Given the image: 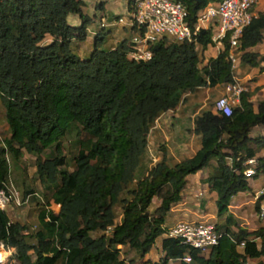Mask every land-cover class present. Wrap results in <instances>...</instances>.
<instances>
[{"label":"trees","instance_id":"16d2710c","mask_svg":"<svg viewBox=\"0 0 264 264\" xmlns=\"http://www.w3.org/2000/svg\"><path fill=\"white\" fill-rule=\"evenodd\" d=\"M179 1L192 25L198 9L219 0ZM81 3L0 0V101L9 132L0 144V182L8 174L7 153L14 158L22 150L32 153L38 179L51 187L46 202L58 204L56 211L41 206L30 232L0 209V243L13 248L12 264H123L118 244L146 252L164 231V215L179 199L185 175L211 158L215 165L205 181L216 192V215L222 217L214 223L220 232L217 243L204 256L166 235L161 238L160 264L184 254L190 261L182 264H249L248 258L264 255V225L247 230L228 211L231 195L248 187L245 161L264 146V134H249L252 126L264 123V93L255 109L252 91L241 89L228 115L210 108L201 111L193 120L199 135L194 153L169 163L162 152L130 186L155 116L174 107L185 90L234 81L227 36L220 39L222 49L202 66L197 65L195 43L201 48L213 43L211 30L202 27L192 41H152L147 59L126 57L125 39L114 48H99L106 32L99 28L92 49L80 57L70 42L84 38L90 21ZM68 13L77 14L80 23L70 24ZM263 29L264 12H257L238 39L240 61L254 65L264 59L245 49L262 38ZM70 128L78 135V147L74 167L66 170L60 167L64 157L59 137ZM50 145L55 154L40 159L39 153ZM255 160L249 176L264 172L262 157ZM153 195L159 203L149 210ZM262 198L264 192L254 200L256 211ZM115 204L120 208L118 222Z\"/></svg>","mask_w":264,"mask_h":264},{"label":"crops","instance_id":"0c3cea01","mask_svg":"<svg viewBox=\"0 0 264 264\" xmlns=\"http://www.w3.org/2000/svg\"><path fill=\"white\" fill-rule=\"evenodd\" d=\"M81 1V10L90 17V21L85 26V36L82 40L71 39V49L80 57L86 56L92 49L94 34L99 28H102L106 31L105 33H108V38L105 40L104 46H102L103 48H114L121 39H125V43L129 49V35L134 28L130 26L127 19V0ZM257 12H264V0H257L253 5L252 14L255 15ZM71 16V23H69H73L72 25H78L80 19L77 14L71 13ZM83 40H88L90 45L87 44L84 46L81 44L80 42ZM195 49L198 58L197 65L202 66L206 63L209 57L215 56L216 53L222 49V43L219 40H213L212 44H207L204 48H201L200 45L195 43ZM245 49L257 53L258 56L264 55V29L262 31V38ZM240 53L241 50H239L238 57L232 66L234 83L239 85L241 89L252 91L250 100L255 109L257 101L264 93V59L258 58L254 65H250L244 61H240ZM224 84L225 82H220L213 86H199L191 91L185 90L181 92L177 104L172 108L160 112L157 116L156 122L151 124L150 127L153 131H150L148 136H150V133L152 136H155L154 141L157 140V137L165 139V150L162 152L165 153L167 162L171 161L169 163H173L183 157L190 156L199 147V135L193 130V120L196 115L205 109L210 108L214 111L212 100H214L218 94L225 92ZM1 109L3 110L2 105ZM0 127H4L5 131L8 129L3 114L0 115ZM8 134L9 132H7L6 137ZM249 134H264V123L252 126L249 129ZM161 155L162 153L158 157L160 158ZM258 156L262 157L264 162V146L250 157L251 161H245V168H251L253 171L254 166L256 165L255 158ZM227 161H229V159H227ZM214 165L215 160L211 158L202 168L185 175L184 185L179 192V199L170 204L169 209L164 215L162 223L164 231L154 238L153 243L146 252H137L127 244L117 245L119 247V257L123 258V264H160L159 260L163 255L160 246L161 238L166 236V227L171 226L176 221L204 219L215 223L222 218L216 215V192L205 181L206 176L212 170ZM249 175L250 174H248L247 177L248 187L232 194L228 204V211L237 220L238 225L247 230L255 229L264 225L263 218H260L257 215V211L254 214L256 220L253 221L255 227H249L245 221L244 212L247 209L249 210L254 205L256 197L264 192V172H259L255 176ZM4 182L6 183V180ZM12 200H10V202ZM49 200L52 201L51 199ZM260 201H264V198L260 199L259 202ZM10 202L3 208L7 217L11 221L24 223L25 214H19L17 217L11 215L13 209L9 208ZM153 202L155 203V207L159 203V196H152L148 205L149 210H151V203ZM37 212L35 214L36 221ZM119 219L120 213L118 214L117 221H115V219L114 221L118 222ZM231 228L235 229V226H231ZM8 248L9 247H7V250ZM207 252L208 251H204L200 254L206 256ZM0 253H2L1 250ZM166 264H182V261L177 258H168Z\"/></svg>","mask_w":264,"mask_h":264},{"label":"built area","instance_id":"2783aa9c","mask_svg":"<svg viewBox=\"0 0 264 264\" xmlns=\"http://www.w3.org/2000/svg\"><path fill=\"white\" fill-rule=\"evenodd\" d=\"M257 0H219L210 1L196 12L195 22L191 25L186 18V8L179 0H130L126 10L129 24L134 30L129 35V49L125 56L132 59H147L152 41L182 42L192 41L199 28H209L213 40L227 36V58L231 68L238 57V39L242 28L249 22L252 7ZM225 92L218 94L212 103L213 110L228 115L233 105L238 102L239 85L225 82ZM247 161H251L250 158ZM249 174L251 168H244ZM15 199L4 181L0 182V209L10 200ZM257 215L264 219V201L258 203ZM167 236L178 237L199 250L208 251L217 243L220 232L213 222L198 220H179L166 227ZM241 242L239 243V245ZM3 245L0 243V248ZM5 256V255H4ZM4 256L0 262L4 260ZM181 261L189 262L187 254L179 257Z\"/></svg>","mask_w":264,"mask_h":264},{"label":"rangeland","instance_id":"374dc122","mask_svg":"<svg viewBox=\"0 0 264 264\" xmlns=\"http://www.w3.org/2000/svg\"><path fill=\"white\" fill-rule=\"evenodd\" d=\"M66 18L68 22L71 23V18H72L71 13H68ZM107 38H108V33H105L102 42L98 44L99 48L104 46V42ZM80 43L83 44L84 46L87 44L90 45L88 40H85V41L83 40ZM1 105L2 104L0 101V115L3 114ZM158 115L155 116L151 124L156 122ZM151 129L152 128L149 127L146 133V146L141 155L140 162L135 169L133 179L130 183V186L137 178L141 177L142 175L146 173L149 167H151L159 159L158 156L162 153V151L165 150V139L164 138L160 139V137H157L156 138L157 140L154 141L155 136H152L151 133H150V136H148L149 132L153 131ZM7 132H8V129L5 131L4 127H0V143L2 139L6 137ZM77 137L78 135H76L75 129L73 128L67 129L66 132L59 137L60 153L64 157V163L60 166L61 168L70 170L74 167L73 155L75 154L77 147H78L77 142H76ZM54 154H55V151H54L53 145H50L44 148L39 153L38 157L42 159L46 156H52ZM5 156L8 162V175L6 177V185L16 195L15 196L16 198L10 202L9 208L13 209V211L11 212V215L14 217H17V215L19 214H25L24 224L27 227V231L30 232L37 225L35 214L38 211V209L43 205H47V207L52 208L53 210H57L58 204L50 200L46 202V198H48L50 194L51 187H47L45 183H42L38 179V176L35 171V155L34 154L28 153L22 150V153L16 158L12 157L8 153ZM122 194H125L124 190ZM154 205H155L154 202L151 203V210L153 209ZM113 211H114V219L115 221H117L118 214L120 213L119 204H115L113 206ZM255 212H256V209L254 205L249 210L247 209L244 212L245 221L247 222V225L249 227H255L254 222H253L256 220L254 217ZM95 233L97 232H92V234H95ZM0 250L2 251V253H4L3 255H5L4 260L0 262V264H4V263L12 264L15 262V258L13 257V248L9 247L7 250V247L3 246L2 249L0 248ZM247 262L249 264H263L264 255L258 258H250V259L248 258Z\"/></svg>","mask_w":264,"mask_h":264},{"label":"bare ground","instance_id":"6f19581e","mask_svg":"<svg viewBox=\"0 0 264 264\" xmlns=\"http://www.w3.org/2000/svg\"><path fill=\"white\" fill-rule=\"evenodd\" d=\"M3 254H4V253H1V255H0V259H2V258H3V256H4Z\"/></svg>","mask_w":264,"mask_h":264},{"label":"clouds","instance_id":"9594fccd","mask_svg":"<svg viewBox=\"0 0 264 264\" xmlns=\"http://www.w3.org/2000/svg\"><path fill=\"white\" fill-rule=\"evenodd\" d=\"M177 259H179V258H177Z\"/></svg>","mask_w":264,"mask_h":264}]
</instances>
